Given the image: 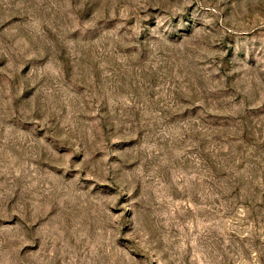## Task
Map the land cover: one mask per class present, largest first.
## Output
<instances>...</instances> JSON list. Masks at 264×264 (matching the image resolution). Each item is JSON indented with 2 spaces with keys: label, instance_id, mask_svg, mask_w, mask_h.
Here are the masks:
<instances>
[{
  "label": "rangeland",
  "instance_id": "obj_1",
  "mask_svg": "<svg viewBox=\"0 0 264 264\" xmlns=\"http://www.w3.org/2000/svg\"><path fill=\"white\" fill-rule=\"evenodd\" d=\"M0 264H264V0H0Z\"/></svg>",
  "mask_w": 264,
  "mask_h": 264
}]
</instances>
